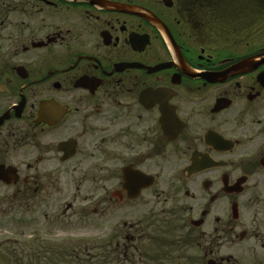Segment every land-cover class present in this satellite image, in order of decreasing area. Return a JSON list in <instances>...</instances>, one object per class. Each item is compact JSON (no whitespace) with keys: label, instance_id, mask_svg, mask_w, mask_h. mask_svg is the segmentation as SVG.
Listing matches in <instances>:
<instances>
[{"label":"flooded vegetation","instance_id":"1","mask_svg":"<svg viewBox=\"0 0 264 264\" xmlns=\"http://www.w3.org/2000/svg\"><path fill=\"white\" fill-rule=\"evenodd\" d=\"M0 169L18 213L146 199V264H264V0H0Z\"/></svg>","mask_w":264,"mask_h":264},{"label":"rangeland","instance_id":"2","mask_svg":"<svg viewBox=\"0 0 264 264\" xmlns=\"http://www.w3.org/2000/svg\"><path fill=\"white\" fill-rule=\"evenodd\" d=\"M11 196H13L12 191L0 185V243H22L32 240V243H42V245H64L66 247L85 249L84 252L83 250L79 251L80 257L84 259H91L96 256L101 257L109 252L110 259L109 256H105L104 262L103 260L102 262L97 261L98 264H146L145 224H154L155 222V217L153 218L151 214L146 213V199L137 200L134 203V209L129 213H109L86 218L84 215H74L71 212L61 215L58 214L55 208L50 209L52 212L48 209H41L49 212L47 215L23 211L18 213L15 210V206L9 201ZM138 223L141 226L137 234L132 231L129 232L123 227L124 224ZM170 232L168 233L170 235L162 236L161 238H164L163 240H166L167 244L171 246L175 242L173 239L176 238V234L171 230ZM123 233L134 234L136 241L130 244L131 249L126 252V256L120 253V257H117L115 250L117 241L121 245L125 244V248L129 249V244L124 241V236H122ZM105 246H109L107 250H103ZM160 248L162 247L160 246ZM160 248L155 247V250L162 253L164 264H173L172 261L174 259L169 257L175 250L178 252V248ZM193 264H196V261ZM197 264L205 263L198 261Z\"/></svg>","mask_w":264,"mask_h":264},{"label":"trees","instance_id":"3","mask_svg":"<svg viewBox=\"0 0 264 264\" xmlns=\"http://www.w3.org/2000/svg\"><path fill=\"white\" fill-rule=\"evenodd\" d=\"M108 247H103V250H107ZM82 250L85 251V249H79V247L42 245V243L36 242L0 243V264H98L97 261L102 262L103 260L104 262L105 256H109L110 259V253L105 251L106 254L101 257L84 259L79 254V251Z\"/></svg>","mask_w":264,"mask_h":264},{"label":"water","instance_id":"4","mask_svg":"<svg viewBox=\"0 0 264 264\" xmlns=\"http://www.w3.org/2000/svg\"><path fill=\"white\" fill-rule=\"evenodd\" d=\"M113 9H116V10H122V9H124L123 7H121V6H113L112 7ZM7 175L6 174H3V172H2V170L0 169V179H5V177H6ZM209 264H214V263H209Z\"/></svg>","mask_w":264,"mask_h":264}]
</instances>
